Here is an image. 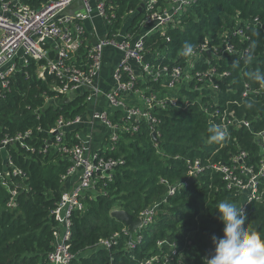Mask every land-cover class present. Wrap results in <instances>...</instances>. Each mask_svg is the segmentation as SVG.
<instances>
[{"label":"trees","instance_id":"trees-1","mask_svg":"<svg viewBox=\"0 0 264 264\" xmlns=\"http://www.w3.org/2000/svg\"><path fill=\"white\" fill-rule=\"evenodd\" d=\"M19 1L38 9L50 0ZM144 1L106 0L105 10L114 16L112 25L106 28L108 35L116 31L138 34L144 14L139 8ZM253 19L259 26L247 24ZM179 20V26L164 36L157 33L145 39L146 59L171 69L185 58L180 54L184 42L199 46L207 39L213 45L223 34H231L238 27L243 28L249 40L234 36L231 42L238 52L247 49L248 54H232L223 61L212 62L218 72H229V76L217 81V90L199 82L195 92L182 90L186 98L197 99L194 104L184 106L180 98L175 105L157 110V141L150 135L149 125L143 122L136 133H123L113 151L99 150L106 158H122L123 164L115 169L110 181L104 182V188L99 189L100 183L96 193L86 194L84 212L71 217L67 243L74 258L70 264H140L146 259H153L150 264H206L204 259L213 250L211 237L223 234V224L215 209L221 202L237 207L246 203V192L227 190L221 174L211 168L188 179L186 162L198 161L202 167L232 165V160L243 153V164L258 173L264 161L253 136L254 132L264 130V86L252 79V73L264 71V0H197ZM40 66L41 62L29 58L27 66L19 68L9 79L0 97V142L4 137L30 132L22 141L6 147L14 166L25 178L12 181V187L17 189L13 209L7 207L10 195L0 187V264H47L57 225L52 211L63 190L69 188L68 180L64 183L62 177L71 162L44 143L60 117L73 119L87 110L83 97L68 102L56 100L53 88L59 86V81L47 72L40 78ZM198 69L205 70L206 64ZM245 84L263 93L255 99L251 97L252 100L241 99ZM212 97L224 105L231 102L230 108L236 115L251 123L250 130L230 129L228 139L211 142L207 128L212 122L203 106L211 104ZM248 102L252 103L251 108L246 106ZM120 116V112L109 115L114 122ZM75 131H69L67 138L73 137ZM73 142L77 140L73 138ZM259 181L261 192L264 176ZM184 183L188 186L168 195V187ZM155 205V219L139 232H130L139 240L127 249L130 236L122 233L126 226L110 213L119 209L136 220ZM244 213V227L264 237V196L248 203ZM115 234L116 244L110 248L96 246Z\"/></svg>","mask_w":264,"mask_h":264},{"label":"built area","instance_id":"built-area-1","mask_svg":"<svg viewBox=\"0 0 264 264\" xmlns=\"http://www.w3.org/2000/svg\"><path fill=\"white\" fill-rule=\"evenodd\" d=\"M76 1L50 0L36 9L19 0H0V97L2 91L7 89L9 79L19 68L27 66L29 58L41 62L39 77L43 78L47 72L59 81V86L53 88L57 93L56 100L83 97L87 104L100 98L105 100L111 112L94 110L91 115L92 121L101 123L107 129L105 138L107 143L103 151H113L123 133H136L143 122L149 125L150 135L155 134L158 139L157 110H163L167 105H175L180 98L183 99L184 106L194 104L197 99L193 101L186 98L182 90L195 92L199 89V82L217 90V81L229 76V72H218L212 62L223 61L232 54L240 57L242 53L248 54L247 49L238 52L235 44L231 42V37L234 36L240 40H249L243 28L238 27L231 34H223L216 44L210 45L206 39L197 46L196 55L184 58L171 69L146 59L145 39L157 33L164 36L168 30L176 29L180 24V16L197 0H145L142 7L143 20L138 34L133 36L116 31L108 35L106 32L96 43L87 44L82 22L97 18L103 22L105 28H108L112 25L114 16L105 10L106 0H97L95 4H91L90 0H80L82 15L72 17L65 14L66 9ZM247 24L259 26L256 19ZM106 49H113L119 53V60L110 76V89L103 92L100 73ZM205 64V70L198 69ZM155 85H158L159 89H156ZM262 93L261 90L250 89V86L245 84L241 99L251 97L255 99V96ZM211 100L212 103L205 104L203 110L208 113L212 123L227 128L226 139L229 138L230 129L244 127L250 130L251 123L244 117L236 115V111L230 108L231 102L227 101L224 105L214 97ZM113 112H120L118 121L110 119L109 115ZM82 117L83 115L73 119L60 117L48 131L44 143L45 146L56 148L57 152L71 162L66 175L62 177L63 182L73 177L77 181L74 188L63 190L52 211L57 225L53 234V249L46 257L47 264L71 263L74 256L70 253L67 243L70 238L71 217L76 212H84L86 194L96 193L100 183L102 184L99 189L104 188V182L110 181L115 169L123 164L122 158H106L99 154L100 149L92 150L88 140H81L77 131L83 125ZM72 130L77 131L73 132V137L69 139L67 133ZM29 134L30 132H26L23 135L4 137L0 142V187L10 195L7 203L10 209L15 207L17 195V189L11 185L12 181L16 178L24 179L25 174L14 166L6 147L8 144L22 141ZM253 136L260 155L264 158V130L254 132ZM73 138L77 142H73ZM244 158L245 154L241 153L232 160V165L215 164L210 167H202L198 161L188 160L186 162L188 179H195L207 168L220 173L227 190L246 192L247 200L242 206L245 211L248 203L260 201L264 196V187L261 192L259 188V180L264 176V161L258 173H253L243 164ZM187 186V183L170 186L168 195H173L177 190ZM157 208V205L152 206L140 214L138 219L141 226L136 232L153 222ZM115 210L119 209L112 211ZM122 233L130 236L127 227ZM115 238L116 234L111 239H102L96 246L110 248L116 244ZM138 240L139 237L130 236L126 248H133ZM161 244L163 242L159 243ZM152 261L153 259H146L140 264H150Z\"/></svg>","mask_w":264,"mask_h":264},{"label":"clouds","instance_id":"clouds-1","mask_svg":"<svg viewBox=\"0 0 264 264\" xmlns=\"http://www.w3.org/2000/svg\"><path fill=\"white\" fill-rule=\"evenodd\" d=\"M196 52L197 45L186 41L180 54L191 58ZM252 79L264 86V71H255ZM246 106L251 108L252 103L248 102ZM207 132L208 139L215 143L223 142L228 135L227 128L217 123H211ZM215 210L223 224V234L211 237L213 250L204 259L206 264H264V237L258 231L244 227L246 216L242 207L221 202Z\"/></svg>","mask_w":264,"mask_h":264},{"label":"crops","instance_id":"crops-1","mask_svg":"<svg viewBox=\"0 0 264 264\" xmlns=\"http://www.w3.org/2000/svg\"><path fill=\"white\" fill-rule=\"evenodd\" d=\"M91 4H95L97 0H90ZM83 10L81 7L73 9L70 11L69 15L74 17L82 15ZM87 44H94L99 39H101L106 34V28L103 22L97 18L93 20H85L82 22ZM119 53L113 49L105 50V58L102 65V70L100 73V85L103 92L110 89L111 82L110 76L115 66L118 64ZM94 110L98 111H108L111 112V109L107 106L105 100L100 98L98 101H93L87 104V110L82 117V127L78 129L79 136L81 140H88L90 142V148L92 150H99L105 148V138L107 136V129L104 128L101 123L91 120V115ZM68 189H72L77 184L76 178L68 179Z\"/></svg>","mask_w":264,"mask_h":264},{"label":"water","instance_id":"water-1","mask_svg":"<svg viewBox=\"0 0 264 264\" xmlns=\"http://www.w3.org/2000/svg\"><path fill=\"white\" fill-rule=\"evenodd\" d=\"M80 6H81V1L77 0L69 8L66 9L65 14L69 15L71 10L77 9ZM142 7H143V3L141 4V6L139 8V11H141ZM207 55L209 56L210 54L208 53ZM64 101L68 102V99H64ZM152 138L155 141H157V138H156L155 134H152ZM49 144H50V142H49ZM110 215L115 220L122 222L131 233L136 232L138 230V228L141 226L140 219L133 220L132 217L128 213H126V212H124L122 210L112 211L110 213Z\"/></svg>","mask_w":264,"mask_h":264},{"label":"rangeland","instance_id":"rangeland-1","mask_svg":"<svg viewBox=\"0 0 264 264\" xmlns=\"http://www.w3.org/2000/svg\"><path fill=\"white\" fill-rule=\"evenodd\" d=\"M137 101H138V100H137ZM137 101H136V102H137ZM93 194H94V193H93ZM93 194H92V195H93Z\"/></svg>","mask_w":264,"mask_h":264}]
</instances>
